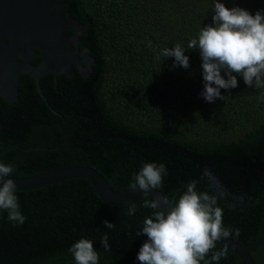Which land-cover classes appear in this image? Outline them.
I'll use <instances>...</instances> for the list:
<instances>
[{
    "label": "trees",
    "instance_id": "16d2710c",
    "mask_svg": "<svg viewBox=\"0 0 264 264\" xmlns=\"http://www.w3.org/2000/svg\"><path fill=\"white\" fill-rule=\"evenodd\" d=\"M62 1L71 19L89 23L80 50L89 48L95 64L90 78L77 66L73 76L60 74L57 82L52 72L42 76L47 101L28 74L21 76L17 102L0 95L1 163L14 166L12 177L90 166L119 191L134 182L144 163L164 164L167 175L157 189L167 198L176 203L192 181L197 191L217 198L230 236L243 244L254 241L264 216V170L255 168L264 167V89L248 88L237 77V88L221 90L225 100L206 102L199 51L187 49L212 22L216 0ZM221 2L252 15L264 11V0ZM177 43L190 57L188 69L160 55ZM208 166L223 185L247 191L245 211L226 206L212 188ZM15 194L26 220L14 226L0 210V264H75L69 248L82 238L93 242L98 264H140L137 255L147 237L137 232L154 211L144 206L147 199L109 205L82 178ZM133 205L136 212L129 215ZM105 220L115 227L105 228ZM104 234L110 251L102 246ZM223 249L216 244L201 264H241L228 250L226 258L213 261ZM251 255L264 264V242Z\"/></svg>",
    "mask_w": 264,
    "mask_h": 264
},
{
    "label": "clouds",
    "instance_id": "9594fccd",
    "mask_svg": "<svg viewBox=\"0 0 264 264\" xmlns=\"http://www.w3.org/2000/svg\"><path fill=\"white\" fill-rule=\"evenodd\" d=\"M211 20L200 29L196 38L187 43V49L198 50L201 57L202 98L208 103L225 100L221 90L237 88V77H242L248 88L264 89V11L258 10L252 15L240 7L229 9L221 0H216ZM185 52V47L177 43L162 49L160 55L174 57V67L188 69L190 57ZM13 171V165L0 163V210L8 212V219L15 226L23 225L26 217L20 211L15 194L17 185L10 178ZM167 171L164 164L144 163L134 174V182L129 187L134 191L138 188L147 196L150 189L161 186ZM216 205L217 198L197 191L194 183L180 195L170 211L160 209L158 199L146 200L144 206L154 211L145 218L142 230L137 232V236L147 237L137 255L140 264H201L217 241L231 235V231L223 226V211ZM135 212L134 205L128 209L129 215ZM103 224L107 229L115 227L107 220ZM236 235H239L238 230ZM108 241L107 234L101 236L102 246L110 251ZM69 252L74 256L75 264H98L99 253L90 239H80L69 248ZM226 255L225 247L215 252L211 259L218 262Z\"/></svg>",
    "mask_w": 264,
    "mask_h": 264
},
{
    "label": "water",
    "instance_id": "95a60500",
    "mask_svg": "<svg viewBox=\"0 0 264 264\" xmlns=\"http://www.w3.org/2000/svg\"><path fill=\"white\" fill-rule=\"evenodd\" d=\"M67 16L70 17V13L62 0H0V95L7 103L18 101L20 79L24 74L34 79L38 92L46 101L40 84L42 76L52 72L57 82L60 74L73 76L77 66L84 78L91 77L95 58L89 54V48L80 50V37L89 29V23L83 24ZM34 57L41 58L39 64L31 62ZM2 152L0 148V163ZM10 178L21 191L82 178L89 181L99 198L109 205H128L143 198L158 199L160 209L166 212L175 205V199L167 198L157 188L150 189L147 196L138 188L115 191L105 176L90 166H67L33 176ZM263 242L264 216L260 234L254 241L243 244L229 236L222 237L216 244L238 255L241 264H256L251 252Z\"/></svg>",
    "mask_w": 264,
    "mask_h": 264
},
{
    "label": "flooded vegetation",
    "instance_id": "af4514ba",
    "mask_svg": "<svg viewBox=\"0 0 264 264\" xmlns=\"http://www.w3.org/2000/svg\"><path fill=\"white\" fill-rule=\"evenodd\" d=\"M35 58V57H34ZM32 62V60H31ZM258 158H255V162L257 163ZM255 168L263 169V166L256 165ZM206 173L211 177L212 188L221 196L222 201L226 204V206L231 209L232 212L245 211V206L248 204L247 197L249 198L247 191H238L240 187L237 189L228 188L226 185H223L218 178L211 171L210 166L205 169ZM193 184V183H192ZM187 186L189 183L186 184ZM211 187V186H209ZM234 212V213H235Z\"/></svg>",
    "mask_w": 264,
    "mask_h": 264
}]
</instances>
